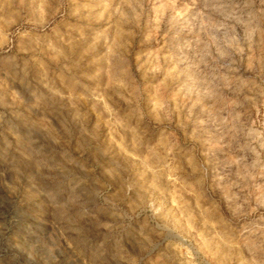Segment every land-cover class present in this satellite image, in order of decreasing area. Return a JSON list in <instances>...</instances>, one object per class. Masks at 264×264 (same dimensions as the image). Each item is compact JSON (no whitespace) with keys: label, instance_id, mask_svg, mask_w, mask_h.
<instances>
[{"label":"rangeland","instance_id":"374dc122","mask_svg":"<svg viewBox=\"0 0 264 264\" xmlns=\"http://www.w3.org/2000/svg\"><path fill=\"white\" fill-rule=\"evenodd\" d=\"M0 264H264V0H0Z\"/></svg>","mask_w":264,"mask_h":264}]
</instances>
